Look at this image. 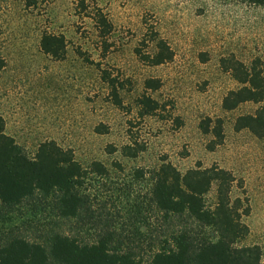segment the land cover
<instances>
[{
  "label": "rangeland",
  "instance_id": "obj_1",
  "mask_svg": "<svg viewBox=\"0 0 264 264\" xmlns=\"http://www.w3.org/2000/svg\"><path fill=\"white\" fill-rule=\"evenodd\" d=\"M97 8L112 25L106 45L92 20ZM147 27L167 42L171 62L149 66L137 58L134 51ZM43 32L63 35V60L41 52ZM231 55L247 66L258 59L264 68V6L249 0H35L27 8L23 0H0L5 134L29 157L40 143L53 140L70 149L87 171L74 217L60 215L56 194L36 193L12 207L0 203V247L21 238L49 253L57 234L81 245L107 238L113 249L147 263L173 247L178 233H189L195 242L215 240L212 229L190 216H165L155 207L153 176L168 162L181 174L213 165L233 174L238 184L232 199L247 200L249 208L241 218L248 235L236 246H259L264 261V138L233 128L237 117L253 114L260 105L221 108L224 96L238 88L220 68V59ZM100 69L118 81L120 105L114 104ZM149 79L160 87L146 90ZM142 95L161 110L141 117L137 99ZM206 118L223 120L224 141L213 151L207 148L211 135L200 129ZM133 142L143 150L134 158L122 155L121 148ZM94 162L106 174L93 172ZM215 193L213 185L204 197L209 208Z\"/></svg>",
  "mask_w": 264,
  "mask_h": 264
},
{
  "label": "trees",
  "instance_id": "obj_2",
  "mask_svg": "<svg viewBox=\"0 0 264 264\" xmlns=\"http://www.w3.org/2000/svg\"><path fill=\"white\" fill-rule=\"evenodd\" d=\"M30 8L35 0H23ZM254 5L264 6V0H249ZM98 37L106 45L112 25L101 9L92 15ZM150 49L145 52L143 48ZM66 40L63 35L43 32L40 37L41 52L54 60H63L66 54ZM135 55L145 65L159 66L173 59V51L153 27H147ZM78 55L87 63H92L85 54ZM98 68L99 65H97ZM220 68L238 84L222 99L221 108L233 111L242 104L260 105L253 114L239 116L233 128L236 132L247 130L258 139L264 138V68L258 59L245 65L233 55L220 59ZM101 78L110 89L113 102L120 105L118 81L100 69ZM160 83L149 79L144 83L146 90H157ZM139 115L152 116L162 106L142 95L137 99ZM5 124L0 117V203L6 207L20 204L36 193L57 195L60 215L74 217L81 205L78 193L86 179V170L75 160L70 149H63L55 141L40 143L32 157L25 154L14 139L4 132ZM204 134L211 135L207 148L213 151L224 141L223 120L206 118L200 123ZM135 142L121 148L124 156L136 157L143 148ZM90 169L99 175L106 174L103 165L94 162ZM236 179L230 171L216 165L196 168L181 174L170 163H162L153 176L152 201L158 211L165 216L188 215L202 228H210L215 240L195 242L186 232L172 236V246L156 252L149 262L135 260L128 252L111 247V240L104 238L91 245H81L68 236L55 235L49 253L39 244L25 239L14 238L0 247V264H51L50 258L60 264H264L261 248L236 246L248 235V227L242 223V216L248 215V202L240 198L232 199L231 193ZM238 184V183H237ZM215 186V204L206 206L205 195ZM240 188L241 182H240ZM196 244V245H195ZM195 245V246H194ZM193 246V247H192Z\"/></svg>",
  "mask_w": 264,
  "mask_h": 264
}]
</instances>
